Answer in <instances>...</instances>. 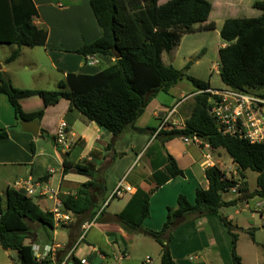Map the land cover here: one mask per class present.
<instances>
[{
	"label": "crops",
	"instance_id": "obj_1",
	"mask_svg": "<svg viewBox=\"0 0 264 264\" xmlns=\"http://www.w3.org/2000/svg\"><path fill=\"white\" fill-rule=\"evenodd\" d=\"M32 1L37 9L34 25L48 33L47 42L43 47L31 48L40 50L32 51L33 55L27 56L25 52L29 47H23L14 62L6 64V60L0 61V72L4 77L21 91L52 92L58 89L59 83L65 81L68 74L100 72L101 68L88 66L84 56L74 53L102 36L91 9V0ZM208 1L212 4V12L204 25L214 23L215 29L185 34L177 47L162 55V60L166 66L183 70L202 53L186 74L209 82L211 88L216 89L211 85V74L206 76L196 69L207 55V50L198 51L199 47L207 40L206 35L213 34L218 40L227 19L261 16L262 11L254 5L264 0ZM159 4H162L161 0ZM216 10H219L221 24L214 19ZM194 35L202 36L198 40L202 44H191L185 48V39ZM226 46L223 40L217 44L215 51L218 58L219 50ZM98 59L99 66L103 68L114 61L106 57ZM216 70L220 72V58ZM196 94L187 79L167 93L160 91L154 94L134 126L118 137L88 120L68 100L62 99L52 105L41 96L24 95L20 98L26 115L24 121H37L39 124V135L34 137L24 131L22 121L16 118L7 96L0 94V129L8 134L6 139H0V197H6L10 189L19 190L15 187L19 181H31L34 187L36 183L43 182L59 189L57 197L63 204L62 200L75 196L84 184H96L90 190L93 208L84 217H75L64 211L72 216L68 224L55 225L54 229H44L35 224L37 240L33 244L41 250L47 247L53 249L55 254L51 264H61L68 256V264H81L82 260L86 261L85 264H147V257L151 259L150 264H160L162 248L145 232L162 230L169 211L178 209L180 195L191 204L195 203L197 190L209 188L208 168L218 166L228 176L240 175L238 165L230 157L226 158L228 154L224 149L200 148L191 142L185 143L182 137L166 138V132L184 127L192 114ZM42 110L44 114L40 120L35 119L36 113ZM61 122L67 124L72 143L65 152L42 135L45 131L50 137H55ZM206 154H210V160L205 157ZM168 156L175 160L183 175L156 188L153 174L165 171ZM65 158L73 165L91 167L93 175L80 174L75 168L65 171ZM244 175L243 181L247 185L245 172ZM122 181L133 191L112 199L114 190ZM138 189L150 192L149 217L142 223L140 231L131 232L117 217L127 209ZM256 190L249 191L247 188V198L233 205L235 209L228 211L227 216L225 207L220 212L221 216L184 217V222L173 229L169 242L174 264H234L231 237L221 217L237 228L234 231L236 234L240 230L250 238V243L242 244L238 236L237 254L241 263L264 264V240L258 238L260 235L264 239V217L256 209L257 204L264 206V197L253 196ZM229 195H224L227 202L239 199L236 195ZM31 198L43 211L51 212L56 204L55 199L38 194ZM122 255L124 257L120 258ZM0 264H18L16 253L3 249L1 244Z\"/></svg>",
	"mask_w": 264,
	"mask_h": 264
},
{
	"label": "trees",
	"instance_id": "obj_2",
	"mask_svg": "<svg viewBox=\"0 0 264 264\" xmlns=\"http://www.w3.org/2000/svg\"><path fill=\"white\" fill-rule=\"evenodd\" d=\"M159 2L91 0V9L102 36L74 53L85 58L93 55L111 58L114 60L112 64L96 74H68L66 80L60 82L58 89L52 92L18 90L0 72V94L7 96L19 121H24L26 117L20 102L24 95L41 96L47 104L52 105L65 99L88 120L118 137L134 126L154 94L160 91L167 93L180 81L187 79L197 92L192 114L183 128L166 132V138L197 136L213 149H224L238 165L241 179L245 178L246 170L257 173V190L253 196L264 197V145L222 135L208 114L212 99V95L207 92L212 89L209 82L187 76L186 72L193 62L180 70L172 65L166 66L162 60V55L177 47L185 34L215 29L214 23L204 25L212 12V4L208 0ZM254 6L262 11L261 16L231 18L224 22L220 36L227 46L219 50V75L228 89L264 97L261 92L264 89V2H257ZM35 17L37 9L32 0H0V44L17 47L6 59V64L14 62L23 47L45 46L48 33L34 25ZM117 56L120 58L117 59ZM43 114L42 110L34 118L40 120ZM42 135L55 142V137H50L45 131H42ZM7 136L6 130L0 129V139H6ZM63 164L65 171L75 168L80 174L93 175L91 167L73 165L67 158ZM181 175L183 171L168 156L165 171L154 173L152 181L158 188ZM224 176L225 173L218 166L208 168L206 177L209 188L197 190L194 204L180 195L178 209L169 211L162 230L144 231L162 248L160 264H174L169 242L172 240L173 224L178 218L220 215L223 208L247 198V185L243 181L241 197L225 201L224 195L230 193L236 181L224 179ZM95 186L93 182L84 184L75 196L62 200L63 209L75 217H84L93 208L90 190ZM149 200L150 192L138 189L127 209L118 215L117 218L127 231L142 229V223L149 217ZM221 220L231 237L233 263L242 264L237 254L238 235L234 232L237 228L227 219L221 217ZM34 224L44 229H54L53 214L43 211L22 190L10 189L6 197H0L2 248L15 252L18 264H51L50 259L38 262L35 257L33 243L37 240V234L32 230Z\"/></svg>",
	"mask_w": 264,
	"mask_h": 264
},
{
	"label": "built area",
	"instance_id": "obj_3",
	"mask_svg": "<svg viewBox=\"0 0 264 264\" xmlns=\"http://www.w3.org/2000/svg\"><path fill=\"white\" fill-rule=\"evenodd\" d=\"M86 64L88 66H97L100 64L98 56H87ZM208 93L212 95L211 106L208 110L209 116L215 122L218 131L222 135L235 137L249 141L251 144L264 145V97L256 96L252 94H246L232 89H209ZM172 115V113H171ZM68 126L65 122H61L55 134V145L61 148L63 152L70 149L72 143L68 136ZM185 143L191 142L200 148L202 146L209 148V145L199 137L193 136L184 138ZM207 159H211L210 154H206ZM210 165V164H209ZM237 175V171L235 173ZM224 179H232L236 181V185L230 189V193L241 197V190L243 189V179L239 175L228 176L225 174ZM34 187L31 181H19L15 183V187L26 193L28 197H32L35 194L44 197H50L55 199L56 204L51 210L54 218V224L59 226L61 224H68L72 221V216L63 209V205L60 203L57 195L59 189L48 185V183L38 182ZM37 191H40L37 193ZM133 189L122 181L114 190L111 198H121L126 193H131ZM257 212L264 217V206L261 204L256 205ZM35 257L38 262H42L45 259L54 261V252L50 247L41 250V247H33ZM124 257L123 255L120 257ZM70 256L64 259L61 264H68ZM86 261L82 260L81 264H85ZM146 263L150 264V257L146 258Z\"/></svg>",
	"mask_w": 264,
	"mask_h": 264
},
{
	"label": "rangeland",
	"instance_id": "obj_4",
	"mask_svg": "<svg viewBox=\"0 0 264 264\" xmlns=\"http://www.w3.org/2000/svg\"><path fill=\"white\" fill-rule=\"evenodd\" d=\"M167 1H169V0H161V3L163 4V3H166ZM210 1H215V0H210ZM251 1H253V0H251ZM245 15L249 17L250 13H246ZM219 16H220L219 10H216V12L214 14V19L217 22H219V24H221L222 19L219 18ZM211 35H213V34H211ZM211 35H206L208 37L207 40L198 49V51H199V50L205 48V50H207V55L204 57L206 59L201 64H199V66H197L196 69L199 71L200 74H205L206 76H207V74H211L210 79H211L212 87L222 90V89H225L226 87L223 84V82L221 81L218 70H216V68L219 65V58H218L217 52L215 51V49L217 48V44L221 43L222 40H221L220 36L217 40L214 35L213 36H211ZM200 38H202V36H200V35L189 36L184 41V44L186 45L185 48L187 46H190L191 44L192 45L202 44L201 41L198 42V40ZM15 49H16V46H14V45L0 44V61L4 62L11 55V53H13L15 51ZM32 51H40V50H34V49L31 50V48H29V49L27 48L25 54L27 56L33 55ZM197 56H195V57H197ZM195 57H193V58H195ZM196 61H197L196 59H194L192 61L193 62L192 66L195 65ZM90 67H92V66H90ZM95 67H97V69L98 68L102 69L104 66L97 65ZM261 92L264 93V89ZM226 158L228 159L229 156L227 155ZM245 173H246V177L248 179L247 188L249 191H254L257 188V173L253 172L251 170H246ZM230 195H231V193H230ZM233 209H235L233 206L227 207L226 208L227 214H225V216H227L229 214L228 211L233 210ZM34 227H35V224L32 225V230L36 233V230ZM237 235L239 236V240L242 244L244 242L250 243V238L247 234H244L240 230H238ZM258 238H259V240H264L260 235Z\"/></svg>",
	"mask_w": 264,
	"mask_h": 264
},
{
	"label": "water",
	"instance_id": "obj_5",
	"mask_svg": "<svg viewBox=\"0 0 264 264\" xmlns=\"http://www.w3.org/2000/svg\"><path fill=\"white\" fill-rule=\"evenodd\" d=\"M119 58H120V56H117V59H119ZM21 126L23 127L25 132L33 135L34 137H37L39 135V124L37 121H32V122L22 121ZM184 220H185L184 217L178 218L174 222L173 228L179 226L182 222H184ZM71 264H74V263H71Z\"/></svg>",
	"mask_w": 264,
	"mask_h": 264
}]
</instances>
